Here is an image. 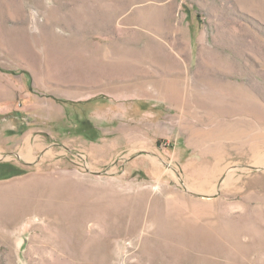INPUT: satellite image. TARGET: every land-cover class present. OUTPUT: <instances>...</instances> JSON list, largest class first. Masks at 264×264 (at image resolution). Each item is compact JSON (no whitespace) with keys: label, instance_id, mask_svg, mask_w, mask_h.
I'll list each match as a JSON object with an SVG mask.
<instances>
[{"label":"rangeland","instance_id":"374dc122","mask_svg":"<svg viewBox=\"0 0 264 264\" xmlns=\"http://www.w3.org/2000/svg\"><path fill=\"white\" fill-rule=\"evenodd\" d=\"M0 264H264V0H0Z\"/></svg>","mask_w":264,"mask_h":264}]
</instances>
